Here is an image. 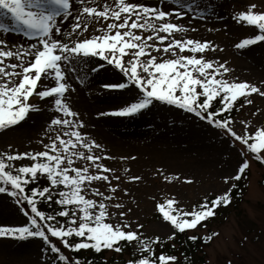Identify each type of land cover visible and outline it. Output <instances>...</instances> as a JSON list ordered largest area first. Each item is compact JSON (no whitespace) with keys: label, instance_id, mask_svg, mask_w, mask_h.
<instances>
[{"label":"snow or ice","instance_id":"1","mask_svg":"<svg viewBox=\"0 0 264 264\" xmlns=\"http://www.w3.org/2000/svg\"><path fill=\"white\" fill-rule=\"evenodd\" d=\"M217 7L216 0H0V132L48 113L35 140L28 141L40 149L17 151L9 144V150L0 151V196L25 218L22 224H0V238L39 240L38 264H107V257L97 260L104 251L123 254L129 248L131 256L123 264H180L181 258L165 250L178 234L200 246L220 235L196 230L206 228L219 209L243 198L247 185L240 182L247 179L253 161L264 165V126L232 116L234 110L253 105V94L264 98V81L258 86L231 77L228 60L208 56L222 47L188 36L197 31L192 20H222ZM230 18L252 30L234 48L264 43V6L249 0ZM185 19L187 24L181 22ZM10 33L19 39L9 41ZM101 73L111 77L100 85L102 90L130 95L123 106L97 116L135 118L157 104L168 106L209 126L236 153L234 161H225L230 170L220 177L227 186L223 190L204 194L190 208L175 195L155 202V212L171 228L163 238L146 235L122 198L136 204L122 187L130 169L122 167L117 174L120 170L106 163L136 157L110 154L86 130L88 123L71 103L76 91L71 81L83 84L89 74ZM261 112L257 107L251 116ZM156 174L168 183L194 182L159 169ZM126 178L142 180L139 175ZM81 251L93 256L77 255ZM181 257L182 264H194L188 254Z\"/></svg>","mask_w":264,"mask_h":264},{"label":"rangeland","instance_id":"2","mask_svg":"<svg viewBox=\"0 0 264 264\" xmlns=\"http://www.w3.org/2000/svg\"><path fill=\"white\" fill-rule=\"evenodd\" d=\"M255 2L264 6V0ZM247 3L249 0H216V12L223 19L212 17L192 20L191 23L197 31L189 32L188 36L218 44L223 51L210 52L208 56L220 58L221 61L228 60L233 69L231 77L259 86L264 81V43L245 50H238L233 46L239 39L252 34L250 28L236 25L230 18L234 9H242ZM181 22L187 24L188 20ZM209 28L219 31L210 32ZM8 39L18 40L19 36L10 33ZM80 75L83 77V71ZM110 79L105 73L99 76L89 74L83 84L79 79H73L71 82L76 91L70 100L74 110H78L88 123L86 130L104 144L110 154L117 158L136 157L135 160L123 163L118 159L106 163L120 170L117 174H121L122 167L130 169L123 176L122 187L130 190L136 204H131L128 196L122 198L132 207V218L138 217L139 222L144 224L143 231L146 235L156 234L163 238L170 234L171 228L155 212V202L162 201L165 195H175L183 206L190 208L204 194L223 190L227 186L222 184L220 177L230 170L225 161H234L236 153L230 150L225 138L215 135L209 126L196 120L191 114L168 106L157 104L150 111L135 118L97 116L98 112H108L123 106L125 98L130 95L127 92L121 95L119 91L102 90L100 85ZM251 99L253 105H245L233 117L237 121L252 119L256 126H264V112L258 113L256 117L251 116L257 107L264 109V98L253 94ZM47 116V112L34 114L21 127L0 132V151L9 150V144L12 145V150L17 151L40 149V145L35 142L29 144L28 141L35 140ZM240 127L237 124V128ZM158 169L164 174H179L181 178L192 177L194 182L187 184L181 180L168 183L156 174ZM127 175H139L142 180L129 182ZM245 184L247 186L239 212L236 214L233 208L225 220L209 225L220 235L201 252L205 264H227L228 260L232 264H264V169L255 161L247 172ZM117 195L122 196V193L118 192ZM150 197H155V200ZM0 208L3 209L0 211V224L17 225L24 222L25 218L18 213L11 200L0 196ZM244 236L248 239L241 244ZM40 243L39 240L16 241L0 238V264H38ZM129 256L125 253L124 259ZM110 264H123V261L111 259Z\"/></svg>","mask_w":264,"mask_h":264},{"label":"trees","instance_id":"3","mask_svg":"<svg viewBox=\"0 0 264 264\" xmlns=\"http://www.w3.org/2000/svg\"><path fill=\"white\" fill-rule=\"evenodd\" d=\"M240 103H242V100L240 101ZM234 113H236L235 110L232 112V116L234 115ZM256 164L261 166L264 169V165H261L258 162H256ZM245 182H246V180L241 181L240 183H241V185H245ZM41 183H43V181H41ZM244 189H245V187H243V192H244ZM240 203H241V199H234L232 204L229 207L219 209L215 218H211L206 222L207 223L206 228H203V227L197 228V230H196L197 233H199L200 235H203L205 233H210L211 231H213L209 227V225L211 223H214V222H216L218 224L221 221L225 220L233 208H235L236 214H237L239 212ZM40 207L43 209L46 206L41 204ZM203 229H205L206 232H201V230H203ZM173 243L176 245V248L174 250L171 249V247H170V244H173ZM208 244L200 246V242L198 241L197 245H191L190 242H185V237L183 235L178 234L176 240L171 241V242H169V244L165 245V250L168 251L170 254H175L179 258H181L180 264H182V257H181L182 253L188 254L193 259L194 264H205L204 256H202V253H203L202 251H203L204 247L207 246ZM156 250L158 253L160 251V248L157 247ZM131 251H132V249H130V248L128 250H126L123 254H116L114 252L104 251L100 257H97V260H101L102 257H107L108 258L107 264H110L111 259H120L121 261L124 262L126 260V259H124L125 253H127L128 255L131 256ZM77 255H80L81 257L88 256L89 258H91L93 256V253H91V252L85 253V252L81 251ZM130 256L128 258H130Z\"/></svg>","mask_w":264,"mask_h":264}]
</instances>
